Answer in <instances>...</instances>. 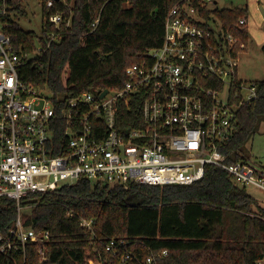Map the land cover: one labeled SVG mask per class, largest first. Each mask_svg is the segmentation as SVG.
Here are the masks:
<instances>
[{
  "label": "built area",
  "instance_id": "obj_1",
  "mask_svg": "<svg viewBox=\"0 0 264 264\" xmlns=\"http://www.w3.org/2000/svg\"><path fill=\"white\" fill-rule=\"evenodd\" d=\"M214 1L182 0L171 8L162 44L127 67L120 89H108L103 97L84 91L61 102L20 75L41 47L31 53L16 48L9 33L16 12L10 0H0V199L15 200L18 208L14 224L0 234V264H28L29 248L37 264L49 261L50 232L25 224L22 202L82 179L125 188L191 185L212 164L239 186L264 190V167L249 159L227 163L221 150L234 138L236 111L256 97V85L238 76L248 44L202 14ZM46 5L52 7L53 0ZM49 21L59 24L62 16ZM237 26L248 28L249 15ZM54 39L52 34L49 44ZM124 107L138 112L126 116ZM81 223L92 228V220ZM124 243L112 238L106 249ZM134 257L127 252L123 260Z\"/></svg>",
  "mask_w": 264,
  "mask_h": 264
},
{
  "label": "trees",
  "instance_id": "obj_2",
  "mask_svg": "<svg viewBox=\"0 0 264 264\" xmlns=\"http://www.w3.org/2000/svg\"><path fill=\"white\" fill-rule=\"evenodd\" d=\"M39 1L38 37L18 22V14L26 13L23 0H10L16 15L9 33L16 48L31 53L36 39L41 47L24 62L20 75L66 102L84 91L100 95L120 89L127 67L162 44L166 17L182 0H53L52 7ZM201 12L249 43V29L237 26L249 15L247 7L210 4ZM57 14L62 21L51 23L49 17ZM52 34L57 39L49 44ZM254 82L256 97L239 106L235 136L221 149L227 163L248 160L244 148L264 119V78ZM134 112L123 108L126 116ZM22 204L25 224L50 232L46 264H146L151 255L156 256L152 264H264V207L247 187L212 164L191 185L132 183L125 188L82 179L54 193L30 195ZM17 215L15 200L0 199V234L8 232ZM83 219L92 220V228L82 225ZM112 238L125 243L108 251ZM164 250L167 254L159 255ZM29 252L28 264H37L36 252ZM127 252L135 257L124 261Z\"/></svg>",
  "mask_w": 264,
  "mask_h": 264
},
{
  "label": "rangeland",
  "instance_id": "obj_3",
  "mask_svg": "<svg viewBox=\"0 0 264 264\" xmlns=\"http://www.w3.org/2000/svg\"><path fill=\"white\" fill-rule=\"evenodd\" d=\"M259 5L256 0H215L211 6L224 8L230 6L249 5V14L251 19L250 40L248 47L240 54L238 64V76L241 80L251 82L264 78V0H260ZM24 15L18 14L20 26L33 31L39 37L41 35L42 25V4L39 0H23ZM36 47H40V41L36 39ZM249 91H244L248 95ZM244 152L249 160L264 167V119H261L254 136L249 140L244 148ZM247 190L253 194L259 204L264 207V190L249 186Z\"/></svg>",
  "mask_w": 264,
  "mask_h": 264
},
{
  "label": "crops",
  "instance_id": "obj_4",
  "mask_svg": "<svg viewBox=\"0 0 264 264\" xmlns=\"http://www.w3.org/2000/svg\"><path fill=\"white\" fill-rule=\"evenodd\" d=\"M261 1L260 0H256V3L259 5V3H260ZM249 6V5H248ZM248 9H249V7H248ZM263 20V19H262ZM263 22V24H264V21H262ZM250 25H251V19H250V14H249V27H248V29H249V31H250ZM249 44V43H248ZM264 46V45H263ZM248 47V46H247Z\"/></svg>",
  "mask_w": 264,
  "mask_h": 264
},
{
  "label": "water",
  "instance_id": "obj_5",
  "mask_svg": "<svg viewBox=\"0 0 264 264\" xmlns=\"http://www.w3.org/2000/svg\"><path fill=\"white\" fill-rule=\"evenodd\" d=\"M108 92V89H105L101 92L100 96L103 97Z\"/></svg>",
  "mask_w": 264,
  "mask_h": 264
}]
</instances>
